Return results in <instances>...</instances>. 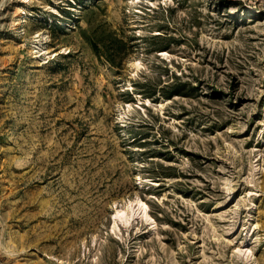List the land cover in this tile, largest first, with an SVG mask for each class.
<instances>
[{
	"label": "rangeland",
	"instance_id": "1",
	"mask_svg": "<svg viewBox=\"0 0 264 264\" xmlns=\"http://www.w3.org/2000/svg\"><path fill=\"white\" fill-rule=\"evenodd\" d=\"M0 264H264V0H0Z\"/></svg>",
	"mask_w": 264,
	"mask_h": 264
},
{
	"label": "bare ground",
	"instance_id": "2",
	"mask_svg": "<svg viewBox=\"0 0 264 264\" xmlns=\"http://www.w3.org/2000/svg\"><path fill=\"white\" fill-rule=\"evenodd\" d=\"M129 217V216H128Z\"/></svg>",
	"mask_w": 264,
	"mask_h": 264
}]
</instances>
